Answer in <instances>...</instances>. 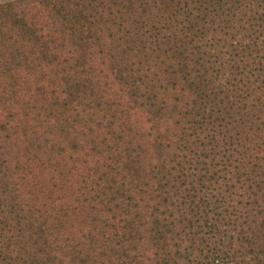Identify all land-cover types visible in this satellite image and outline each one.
<instances>
[{
	"label": "trees",
	"instance_id": "trees-1",
	"mask_svg": "<svg viewBox=\"0 0 264 264\" xmlns=\"http://www.w3.org/2000/svg\"><path fill=\"white\" fill-rule=\"evenodd\" d=\"M0 264H264V0L0 4Z\"/></svg>",
	"mask_w": 264,
	"mask_h": 264
},
{
	"label": "rangeland",
	"instance_id": "rangeland-1",
	"mask_svg": "<svg viewBox=\"0 0 264 264\" xmlns=\"http://www.w3.org/2000/svg\"><path fill=\"white\" fill-rule=\"evenodd\" d=\"M8 1H13V0H0V4L8 2Z\"/></svg>",
	"mask_w": 264,
	"mask_h": 264
}]
</instances>
